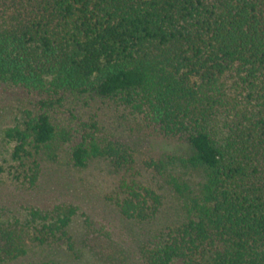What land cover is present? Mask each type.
Here are the masks:
<instances>
[{
	"label": "trees",
	"instance_id": "obj_1",
	"mask_svg": "<svg viewBox=\"0 0 264 264\" xmlns=\"http://www.w3.org/2000/svg\"><path fill=\"white\" fill-rule=\"evenodd\" d=\"M0 89L35 99L5 129L1 186L36 187L65 145L74 167L122 175L112 199L140 230L123 244L87 217L83 243L102 263L264 264V0H0ZM92 101L136 126L108 132L66 107ZM158 139L188 150L156 152ZM24 207L0 221V264L28 241L73 248L76 204Z\"/></svg>",
	"mask_w": 264,
	"mask_h": 264
},
{
	"label": "rangeland",
	"instance_id": "obj_2",
	"mask_svg": "<svg viewBox=\"0 0 264 264\" xmlns=\"http://www.w3.org/2000/svg\"><path fill=\"white\" fill-rule=\"evenodd\" d=\"M34 100L33 97L23 94L19 90L2 92L0 89V164L4 167H7L5 158L8 147L4 136L5 129L18 123L22 118L23 111L32 107L31 102ZM109 104H111L110 101L104 104L92 101L88 104L87 110L81 107V102L78 105L73 103L66 107L73 109L74 114L79 118L95 116L101 120L105 119L107 131L110 130L117 134H120L117 127L122 129L123 124L128 128L136 126L135 121H122L123 118L120 119ZM66 107L58 111V120L68 121L70 119L75 125L80 119L73 117L72 112L65 109ZM136 140L135 137L131 141L133 143ZM66 147L67 145L56 155H45L43 175L36 187L16 190L0 184V221L19 217L21 215L19 210L31 203L37 204L51 198L72 202L78 206V214L71 225L74 246L69 248L64 242L41 245L28 241V254L9 264L34 262L43 257L56 258L65 264H104L83 243L84 237L88 233L87 217L101 219L109 224L113 223L116 226V239L119 243L126 244V241L136 240L138 236L137 232L140 230V226L123 219L112 199L114 186L120 183L122 175L118 177L116 174L111 175L110 168L104 161H94L86 168H76L68 159V148ZM151 148L156 152L167 150L187 152L188 150L184 144L171 142L170 145L169 141L163 139L154 141ZM144 154L137 151L135 158L142 159ZM126 264H137V257L132 255Z\"/></svg>",
	"mask_w": 264,
	"mask_h": 264
}]
</instances>
